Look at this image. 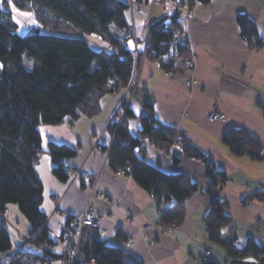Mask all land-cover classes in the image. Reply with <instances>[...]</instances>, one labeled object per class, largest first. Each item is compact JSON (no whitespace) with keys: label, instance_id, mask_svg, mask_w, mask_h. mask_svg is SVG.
I'll use <instances>...</instances> for the list:
<instances>
[{"label":"crops","instance_id":"crops-1","mask_svg":"<svg viewBox=\"0 0 264 264\" xmlns=\"http://www.w3.org/2000/svg\"><path fill=\"white\" fill-rule=\"evenodd\" d=\"M123 1L129 4L127 17L132 26L129 49L142 48L153 21L177 14L174 2ZM185 10L178 21L184 36L193 43L192 67L170 73L158 61L144 59L130 86L103 97L100 113L82 116L74 123L40 126L43 151L35 168L44 184L41 207L48 215L54 253L62 254L68 249V241L62 238L68 215L77 219L84 209L92 208L100 217L102 238L144 264H201L200 257L207 249L217 264L227 261L226 250L210 240L204 223L213 197L208 192L211 181L204 161L185 157L178 142L170 149H162L145 139L148 160L158 159L163 170L185 172L198 184L197 191L185 201V220L172 229L159 222L156 196L132 175H119L110 166L106 147L111 145L113 135L108 125L120 118L117 111L125 99L130 100L133 89L130 107L136 116L128 119L131 132L138 135L140 119L148 112L146 104L152 103L153 116L159 122L180 130L228 174L215 196L228 202L227 213L236 223L240 246L254 238L264 247V202L248 199L264 187V161L249 154H235L223 141L225 132L237 127L257 136L264 145V44L250 47L237 20L241 13L249 15L264 42V0H211L197 5L192 15ZM111 28L116 36L121 32L113 25ZM90 37L108 45L95 34ZM213 108L223 111L226 120H210ZM51 141L77 151L75 156L65 158L66 167L72 170L65 181L53 172L55 162L48 152ZM175 156L180 157L179 163L174 162ZM3 216L13 247L0 253V260L10 262L16 257V247L42 253L40 247L25 240L30 223L18 205H10ZM119 232L128 240L119 238ZM52 264L68 262L55 259Z\"/></svg>","mask_w":264,"mask_h":264},{"label":"trees","instance_id":"trees-1","mask_svg":"<svg viewBox=\"0 0 264 264\" xmlns=\"http://www.w3.org/2000/svg\"><path fill=\"white\" fill-rule=\"evenodd\" d=\"M10 2L22 10L33 11L38 25L21 32ZM128 8L129 4L123 0H0V216L12 203L17 204L30 223L25 240L42 249L40 254L16 249V257L8 263L0 260V264H50L55 259H65L68 264H144L122 247L108 244L97 229L83 231L75 260L71 255L74 243L68 238L67 251L54 253L48 215L41 207L44 184L35 168V161L43 151L40 126L74 123L82 116H94L101 112L105 95L132 84L142 53L135 55L127 45L132 35ZM179 15L155 20L148 29L147 55L170 73L193 66L186 65L193 55L182 44L187 38L181 30ZM237 20L250 47L263 46L256 22L246 13L239 14ZM112 25L129 33L125 42L114 34ZM93 34L108 45L93 46L90 40ZM127 102L125 99L117 111L120 118L108 125L113 135L111 145L106 147L109 164L117 171L125 169L156 196L160 224L179 226L185 220V201L197 191L198 184L185 172L163 170L158 159L148 160L145 139L162 149H170L178 142L185 157L207 164L206 174L211 181L208 192L213 197L204 223L210 240L221 245L228 258L263 255L264 247L254 238H248L240 246L236 223L227 213L228 202L215 196L228 180V174L180 130L159 122L153 116L152 103L146 104L148 112L140 119L138 135H134L128 119L136 115ZM223 141L235 154H249L264 161V145L244 128H229ZM48 152L55 162L54 174L67 180L72 170L66 167L65 158L75 156L76 149L51 141ZM174 162L179 163L180 157L175 156ZM248 199L264 202V187ZM172 200L175 204L167 206ZM5 218L0 223V253L13 247ZM76 222L75 216L68 215L64 232H73ZM118 236L128 240L121 232Z\"/></svg>","mask_w":264,"mask_h":264},{"label":"built area","instance_id":"built-area-1","mask_svg":"<svg viewBox=\"0 0 264 264\" xmlns=\"http://www.w3.org/2000/svg\"><path fill=\"white\" fill-rule=\"evenodd\" d=\"M142 3H151V4H159V3H165V2H174L176 3V12L181 14L184 12L187 15H192L194 13V9L197 5H201L203 4L202 1L200 0H140ZM122 37L119 39L121 42H125V37L127 35H129V33H127L126 31H123L122 33ZM179 35V29L176 30V36ZM130 38V36H129ZM178 40V39H176ZM183 46H187L190 50H192L193 48V43L191 41H189L188 39H186L185 41H183ZM146 48H147V38L145 39V42L142 46L141 49H130L135 55H137L138 53H142V60L149 58V56L147 55L146 52ZM193 56L189 59H187L186 61V65H191L193 63ZM135 89L132 90L131 93V98L127 103V106H131V101L133 100V95L135 94ZM126 106V107H127ZM123 117V115L121 116ZM226 114L223 111L217 110L216 108H213L212 111L209 114V119L212 121H219V120H226ZM130 169V168H128ZM117 173L119 175H128L125 169H120L117 171ZM164 227L168 228V229H172L174 227H176L175 224H166L163 225ZM101 228V220L100 217L98 215V213L92 209H84L77 217V222H76V226H75V230L73 232L66 230L63 234L65 236V238L67 237L71 242L74 243V246H72L73 248L71 249V255L73 260H75V258L77 257V253H78V248H79V243H80V239L82 236L83 231H91V230H100ZM17 249H21V247H16ZM215 261V257L212 255V251L207 249L203 252V254L201 255L200 258V263L201 264H206L208 262H212ZM53 261L50 263L52 264Z\"/></svg>","mask_w":264,"mask_h":264},{"label":"rangeland","instance_id":"rangeland-1","mask_svg":"<svg viewBox=\"0 0 264 264\" xmlns=\"http://www.w3.org/2000/svg\"><path fill=\"white\" fill-rule=\"evenodd\" d=\"M10 9L13 12L14 18L15 20L18 22L19 26H20V31L21 32H26L29 27H31L32 25H38V22L36 20V16L34 14L33 11H27V10H22L20 8H18L14 3L10 2ZM123 31H121L120 33H118V38L120 39L122 37ZM91 43L93 44V46H95L96 48H102L105 46V44H103L101 41H97L96 39L90 37ZM14 204V203H12ZM11 204V205H12ZM17 205V204H15ZM77 221V219H76ZM177 227V226H176ZM174 227V228H176ZM67 240V237H66ZM213 255V253H212ZM201 258V257H200Z\"/></svg>","mask_w":264,"mask_h":264},{"label":"water","instance_id":"water-1","mask_svg":"<svg viewBox=\"0 0 264 264\" xmlns=\"http://www.w3.org/2000/svg\"><path fill=\"white\" fill-rule=\"evenodd\" d=\"M225 264H264V254L259 258L251 255L240 258H227Z\"/></svg>","mask_w":264,"mask_h":264}]
</instances>
